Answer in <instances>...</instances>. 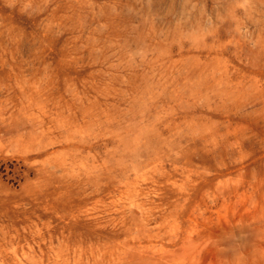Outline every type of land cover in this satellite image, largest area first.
<instances>
[{"label":"rangeland","instance_id":"obj_1","mask_svg":"<svg viewBox=\"0 0 264 264\" xmlns=\"http://www.w3.org/2000/svg\"><path fill=\"white\" fill-rule=\"evenodd\" d=\"M0 264H264V0H0Z\"/></svg>","mask_w":264,"mask_h":264}]
</instances>
